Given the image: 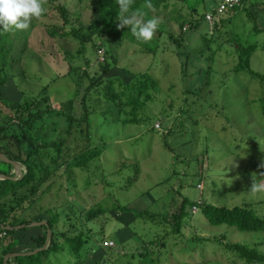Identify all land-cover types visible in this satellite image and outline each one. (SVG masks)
Instances as JSON below:
<instances>
[{"label":"rangeland","instance_id":"obj_1","mask_svg":"<svg viewBox=\"0 0 264 264\" xmlns=\"http://www.w3.org/2000/svg\"><path fill=\"white\" fill-rule=\"evenodd\" d=\"M221 1L167 0L164 8L160 5L159 8L148 9L145 5L134 12L136 18L141 21L155 18L158 27L163 24L165 31L162 36L165 32H171L175 38L180 37L177 33L178 22L185 19L184 27L190 29L184 33L181 51L185 53L191 51L192 55H196L199 53V48L205 47L198 54L199 56L189 63V67L199 68L200 73L197 78L199 76L202 79L211 78L208 84L211 95L206 98L214 107L209 108L207 114L214 115L213 109L216 108L218 113L229 116V121L232 123L230 125L221 116H214L209 120L203 119L207 114L203 115L201 112H204L208 106L203 102L198 111L200 113L197 112L198 118L201 119L198 125L191 129L189 122H186V130L183 131L176 125L181 118L177 117L171 134L165 138L162 135L164 129L160 121L163 122L166 117L178 116L177 107L183 104L182 90L186 87L188 79H194L189 75L181 78L176 47L174 45L169 48V40L162 41L161 35L157 33L149 42L137 40L129 26L117 27L121 14L116 19V28L111 35L97 36L96 32L100 30V26H97L94 0L54 1V4L64 2L68 8L70 25L65 26L66 30H70L73 26L79 27L81 35L91 34L85 41L84 48L81 41L72 34L66 39L49 37L45 24L53 20L48 16L36 21L32 20L27 29L16 30L19 35L14 37L15 44L10 51V57L8 56L12 62L10 61L5 69L7 80L1 86V97L4 99L21 102L26 98L29 102H35L44 89L51 106L64 110H70L69 107L75 108L80 104L79 98L81 99L83 95L81 91L77 98L73 97L82 70L93 76L95 71L99 70L96 60H103L102 52L105 50H108L112 56H117L115 66L105 78L112 75L115 78L117 75L119 80L127 84L130 78L135 77V73L137 75L146 73L157 82L153 89L147 88L150 99L145 102L133 106L127 105L118 113L109 114L106 111L103 115L99 111L91 113L92 134L88 142L83 135L80 139L79 133L67 137L64 132L67 121L64 115L57 111L49 115L46 113L48 110L44 111L41 118L37 119L30 128V132L39 142L51 143L64 140L66 146L63 149L69 150L70 154L80 151L85 147V143L92 150L104 144L99 156L90 160L86 167H74L69 170L72 173L69 191L65 189L66 184L59 190L70 201L72 211L77 210L75 212L77 218H74L77 226L82 230L87 228L92 230L91 234L85 236L87 243L84 247L91 246L93 249L103 240L114 239V244L110 248L101 247L100 250L104 254L99 258L100 260L90 264H241L233 261V255L224 252L219 245L204 244L201 241L196 244L188 238L194 234L208 236L224 233L226 238L242 243L260 240L261 244L258 247L264 250V233L251 234L234 227L208 224L199 209H190V218L182 225L179 234L166 232L169 229L166 225L168 214L176 210L182 196L195 200L204 199L225 207L264 198V179L257 181V184L251 180L264 170L262 167L264 80L250 78L240 73L237 76L233 74L239 54H242L241 49L235 47V39L243 46L259 45L250 56L249 63L255 70L264 73V49L260 47L264 42V34L253 33L244 12L237 11L227 18L223 22L224 27H221L232 32L233 43L229 40L223 41L226 40L223 36H216L218 39L207 41L211 42L213 51L212 54L210 53L213 59L207 61L205 56L210 48L206 47L205 38L215 37L211 35L214 21L209 23L203 16L207 12L214 13L217 3ZM43 2L48 5L47 0ZM250 10L255 14L258 26H264V0ZM131 13L133 12L129 11L125 15ZM188 13L190 16H187ZM227 16L228 13L221 18ZM55 20L57 21V18ZM189 23L192 27H188ZM217 34L218 32L213 30V35ZM96 43H101L99 49L94 46ZM144 47L153 52L145 53ZM191 54L189 56L192 59ZM207 65L213 67V72L210 70L203 74L202 71ZM228 76L231 81H223L220 85L222 78ZM81 80L84 82V87L89 84L87 78L83 77ZM105 85L106 83L103 86L99 85L97 90L94 87L85 95L86 98L90 95L89 102L99 100V110L109 106ZM123 86L124 84L119 85L117 82L113 84L116 90L123 89ZM121 99L124 101L125 97L122 96ZM141 99L140 95V101ZM5 114V112L0 113V123L8 118ZM138 114L145 115L146 119L134 123L125 122L126 119L131 116L137 117ZM156 123H159L158 128L155 126ZM192 133L196 136L193 141ZM203 135H206L210 149L209 157L201 163V161L196 162L195 157L202 149L200 144ZM165 141L167 147L164 146ZM253 146L257 149L254 150ZM239 152L240 156L237 155ZM253 157L255 161L252 160ZM0 166L5 170L7 164L0 161ZM205 168L212 173V176L211 173L209 175L213 177V184L205 177V172L202 175H195ZM231 172L243 174L244 180L238 178L233 181L228 178ZM62 180L65 182V178ZM56 188L55 185L54 189L49 191L50 194L56 192ZM43 200L46 203L49 197ZM115 203L129 208L125 214L116 217L112 212ZM45 207L48 205L45 204ZM53 207L48 208L53 212ZM69 208L70 206L66 210ZM91 208H101L103 212L90 220H85L83 213ZM144 210L150 214L154 212L156 215L154 220L149 219L150 215L144 218L134 214ZM56 224L53 225L54 229L59 227L60 230L67 229L66 223L59 221ZM41 228L42 225L39 224L15 230L14 237L16 232H22L25 236L12 242V249L15 252H20V249H28L24 252L33 250L34 248L31 247L35 243L29 235L40 232ZM165 232L166 234L163 235ZM150 238L155 241L159 238V242L162 238L166 242L164 245L158 243L159 247L153 248L151 260L141 259L135 251L143 245V241ZM68 251L69 245L61 243L58 251H51L47 256L40 254L30 260L23 257L20 260L27 261L28 264H73L76 261L75 255ZM89 252L87 250L84 252L86 257H81L79 260L81 264H89L87 260ZM81 254L83 255V252Z\"/></svg>","mask_w":264,"mask_h":264},{"label":"trees","instance_id":"obj_2","mask_svg":"<svg viewBox=\"0 0 264 264\" xmlns=\"http://www.w3.org/2000/svg\"><path fill=\"white\" fill-rule=\"evenodd\" d=\"M57 0H47L48 5H42L45 9L43 15L50 17L51 20L46 26V31L49 37L52 38H62L66 39L70 37L72 34L75 38H78L81 41V45L84 48L85 41L91 36V34L85 36L80 34V29L71 27L70 30H66L65 26L70 25V18L68 15V8L64 4V2H56ZM167 0H133L130 12H137L141 6H147L148 9H156L159 8L160 5L163 8L166 6L164 3ZM262 0H240L238 5L232 7L228 11L217 14L216 8L219 3H217L216 8L214 9V13L207 12L211 14V22L214 21V25L211 28V35L215 36L205 38L206 47L210 48L207 53L206 59L207 61H211L213 56L212 51V41L218 39L217 37L223 36L226 40L230 41L233 39L232 32L228 29L221 27L224 25L223 22L229 18L231 15L236 13L237 11H243L247 21L251 24V30L253 33H263L264 34V26H258L256 22L255 14L250 10L254 5L261 4ZM95 4V12L97 13V26H100V30L96 32V35L105 34L107 36L111 35L112 32L116 28V19L120 16V9L118 5V0H94ZM194 11L192 10L191 13ZM228 13L229 16L226 18H221L222 15ZM205 15V14H204ZM190 16V13L187 14ZM204 17V16H203ZM57 18V21L55 20ZM205 19V17H204ZM38 19H33L36 21ZM206 20V19H205ZM185 19L182 22H178V32L180 34L179 38H175L172 36L171 32H165V35L162 36L163 32V24L159 25V30L155 33L157 35H161L162 41L169 40L168 47L171 48L176 47L175 52L180 62V74L181 78H186L188 75L194 79H188L186 87L183 88L184 97L183 104L177 107L178 116L166 117L163 122L160 121L161 127L164 129L163 138L170 135L172 126H174V122L176 123L177 117H181L179 122L176 123L177 127L186 130L185 124L189 122V127L193 129L201 119L198 118V112L201 108L203 102H206L208 106L205 108L204 113H209V108L214 107L213 104L206 98L208 95H211L210 90H208V84L210 83V77L206 79H202L201 76L197 78L200 73L199 68H193V66L189 67V63L194 60L196 56H199L200 52L204 50L205 47L199 48V53L196 55H192L191 51H181V45H183L184 33L187 29L184 27ZM190 22V20H189ZM190 26V23L188 25ZM195 27V25L193 26ZM224 27V26H223ZM157 28V29H158ZM214 32H218L217 35H213ZM14 32V33H13ZM154 33V34H155ZM19 33L14 29L4 30L0 28V113L5 112L6 120L0 123V152H2L7 158L18 161L22 167V175L20 178L11 180V179H2L0 178V224L3 226H11L14 227L20 224H28L34 220H46V225H42L43 232L32 236L35 239V244L39 247L44 243L45 240V232L46 228L51 230L50 244L43 251H40L33 255L28 256H17L14 259L6 260H15L19 264H28L27 261H21V257L31 259L37 255H48L51 251H58L61 243H66L69 245V253L75 255L76 261L74 264H79V260L81 257H84L87 251H94L90 258L91 262H98L100 257H102L101 247L110 248L113 245L107 246L103 243L106 241H112L114 244V239L103 240L101 241L95 248L92 249L91 246H85L87 243L85 236L89 233L91 234V228H87L85 230L80 229L74 221L77 216L75 215L76 209L72 211L70 201L63 196V192L59 190L66 184V190L69 191V182L72 179V173L69 170L74 167L84 168L88 165V162L92 159H95L101 153L100 147H95L93 150L88 147L85 143V147L80 151L72 154L69 153V150L65 151L63 149L66 146V142L64 140L55 141V142H39L36 140L34 135L30 132V128H32L33 123L41 118L44 111H47V115L53 114L54 112H60V114L64 115L67 126L64 130L66 136H73L74 134H78L81 139V135L85 136V141L88 142L90 140L92 134V121L90 114L98 112L102 115L103 112H108L109 114L113 112H120L127 105H134L137 103L145 102L150 99V93L147 88L153 89L155 86L156 80H153L151 77L147 76L146 73L137 75L135 73V77L130 78L127 84L123 83L114 75L105 78V75L108 74L114 64L117 61V56H112L108 50L102 52L103 60H96L99 66V70L95 71L93 76H89L86 70H82V75L79 76V81L77 84V90L73 93V97L76 96L81 91L83 92L82 98H79V105L75 108L69 107L70 110L59 109L57 106H51V103H48L49 98L46 93V90H42L39 99L35 102H29L26 98L22 99V101H11L2 98L1 86L6 82V67L12 62L9 59L10 51L15 44V38ZM217 36V37H216ZM94 43V42H93ZM164 43V42H162ZM233 43V42H232ZM236 43V44H235ZM235 47L241 49L242 54H239L238 62L233 68L234 76H237L238 73L241 75H248L250 78H259L264 80V73H261L255 70L250 65V56L257 49L258 44L255 46L254 44L241 45L239 41L235 39ZM158 44V43H157ZM160 45H162L160 43ZM96 48L101 47V43L94 44ZM260 47L264 49V42L260 44ZM145 53H151V49L144 47ZM211 53V54H210ZM192 55V59L189 55ZM9 56V57H8ZM187 57V58H186ZM186 58V59H185ZM198 58V57H197ZM191 60V61H190ZM11 61V62H10ZM194 65V64H193ZM213 72V67L207 65L206 68L202 71L203 74H206L208 71ZM239 75V74H238ZM233 77L232 74L230 75ZM83 77L87 78L89 84L85 87L83 86ZM220 85L223 81H231L230 77L222 78ZM117 82V84H124V88L121 90H116L113 87V84ZM224 82V83H225ZM106 83L105 87L107 88L105 91V95L107 96V101L109 106L107 108H102L99 110V100L95 102H89V96L86 98V94L95 87V90L98 89L99 85ZM205 84V85H203ZM83 86V87H82ZM97 86V87H96ZM82 87V88H81ZM221 87V86H220ZM187 92V94H185ZM95 93V92H93ZM99 94V93H95ZM140 95L142 99L140 101ZM125 97V100L122 101L121 97ZM72 97V98H73ZM213 102H217L214 101ZM62 108V107H61ZM78 108V109H77ZM76 109V110H75ZM176 110V111H177ZM164 111V110H163ZM214 115H205L203 119L209 120L214 116H221L226 120L230 125V117L226 114L218 113L216 108L213 109ZM198 112V113H197ZM197 113V114H196ZM164 114H166L164 112ZM146 119L145 115L138 114L137 117H130L126 119L125 122H139ZM175 125V126H176ZM193 135V133H192ZM196 136H192V141ZM256 139V137H255ZM254 139V140H255ZM201 147L198 155H196V162L206 160L208 158L209 153V143L207 142L206 135L202 136ZM164 146H168L167 142H164ZM254 150L257 148L255 146ZM240 152L237 154L240 156ZM47 157V158H45ZM46 159V160H45ZM45 160V161H44ZM255 161L254 157L252 158ZM11 166L10 164H8ZM121 167V166H120ZM264 169V163L262 164ZM205 172V177L208 178V181L213 184V177H210L209 173H211L207 168L200 170L195 174L196 176L202 175ZM9 176H13L12 173L8 174L5 172H1ZM221 175H223L221 173ZM243 174H234L231 172L228 175L230 179H243ZM212 176V173H211ZM63 178H65V182H63ZM264 179V170H261L260 173L256 174V178H251L253 183L257 184V181H261ZM58 180V181H57ZM45 184L43 188L42 185ZM57 183V184H56ZM57 186L56 192L50 194L49 191L54 189V186ZM66 191V192H67ZM49 197L48 202L44 203L43 199ZM45 204L50 207V209L54 205V211L50 210L48 207H45ZM65 205V207H62ZM69 210H66V208ZM195 206L196 210L202 214L204 221L211 225H225L228 227H234L235 229L246 232V233H264V198L258 199L252 202H243L241 205H235L232 207L225 206H217L209 201L204 199H190L187 196H182L181 203L176 207V210H173L168 214V218L166 219V225L169 226L168 231L171 234L177 235L180 233L182 225L188 221L190 218L189 214L190 209ZM129 207L126 205H114V209L112 208V212L119 214L120 212H125ZM258 208V209H257ZM60 209V210H59ZM69 211V212H68ZM103 210L101 208H91L87 209L84 214L85 220H90L93 217L101 214ZM130 212V211H129ZM44 213H46L44 215ZM81 213V212H80ZM48 214V215H47ZM135 214V213H134ZM82 215V214H81ZM135 215L154 220L156 217L155 213L151 214L147 212V210L137 212ZM166 215L164 216V219ZM72 219V220H71ZM66 223L67 229L60 230L54 229L53 225L56 223ZM57 225V224H56ZM24 228H27L25 226ZM4 231L5 235L0 238V264L3 263V257L12 252V242L14 240V231L15 229L5 230L0 227V232ZM166 232L163 234L165 235ZM162 235V237H163ZM192 239L194 242L201 241L204 244L214 243L219 245L224 252L231 253L233 255V261L240 262L241 264H264V250H261L258 245L261 244L260 240H256L250 243H242L240 241H233L225 237L224 233H218L214 235L208 236H199L192 235L188 237ZM159 238L157 241L155 239H148L147 241L142 242V246L136 249V253L140 255L141 259L149 258L152 259L151 253L153 248H158V243L164 245L166 242L161 238V242H159ZM183 242V241H182ZM174 243V242H172ZM184 244V242H183ZM182 244V245H183ZM195 246V245H194ZM83 252V255L81 254ZM86 257V256H85Z\"/></svg>","mask_w":264,"mask_h":264},{"label":"clouds","instance_id":"obj_3","mask_svg":"<svg viewBox=\"0 0 264 264\" xmlns=\"http://www.w3.org/2000/svg\"><path fill=\"white\" fill-rule=\"evenodd\" d=\"M133 0H118L121 16L118 28L129 26L133 36L141 42L152 40L158 24L155 18L141 21L129 13ZM45 9L42 0H0V28L24 30L33 19H40Z\"/></svg>","mask_w":264,"mask_h":264},{"label":"water","instance_id":"obj_4","mask_svg":"<svg viewBox=\"0 0 264 264\" xmlns=\"http://www.w3.org/2000/svg\"><path fill=\"white\" fill-rule=\"evenodd\" d=\"M0 161L4 162V163H7V164H10L12 167L14 168H18V171L17 173H15L13 176H9V175H6L4 173H0V178L2 179H11V180H14V179H17V178H20L21 175H22V169H21V165L18 161H14V160H11L9 158H7L2 152H0ZM38 224H47L45 220H41V221H32L28 224H20V225H16L14 227H11V226H3L0 224V227L2 229H5V230H11V229H20V228H24L25 226H34V225H38ZM50 237H51V230L49 228H46V233H45V240H44V243L42 244V246L40 247H37V248H34L33 250L31 251H27V252H10L8 254H6L4 257H3V263L4 264H19V263H11V262H6V260L8 259H11L13 257H17V256H28V255H33V254H36L40 251H43L45 248L48 247V245L50 244Z\"/></svg>","mask_w":264,"mask_h":264},{"label":"crops","instance_id":"obj_5","mask_svg":"<svg viewBox=\"0 0 264 264\" xmlns=\"http://www.w3.org/2000/svg\"><path fill=\"white\" fill-rule=\"evenodd\" d=\"M4 163V162H3ZM5 164H7V163H5ZM21 169H22V167H21ZM0 170H1V172H5V173H8V174H11L12 173V175H14L15 173H17V171H18V168H14V167H12V166H9L8 164H7V166H6V168H5V170L4 169H2L1 168V166H0ZM152 200V199H151ZM123 214H125V212H120L119 214H117V216L116 217H120V216H122ZM136 214V213H135ZM42 220H44V219H42ZM34 221H40V220H34ZM39 225V224H38ZM40 225H44V224H40ZM59 225V224H58ZM34 226H36V225H34ZM28 227H30V226H28ZM31 227H33V226H31ZM60 228V227H59ZM15 230H17V229H15ZM43 228H41V231L40 232H36L35 234H33V235H29L30 237H31V239L33 240V242L35 243L36 241H35V239H33V237L32 236H36V235H38V234H40V233H42L43 231ZM46 233V232H45ZM25 236V234L24 233H22V232H16V235H15V237H14V240H13V242H16V240H20V239H22L23 237ZM42 246V245H41ZM38 246L35 244L33 247H31V249L32 248H37ZM40 247V246H39ZM25 250H28V249H20L19 251L20 252H24ZM12 252H15V250H12ZM94 252V251H93ZM93 252H89V254L90 255H88L89 257V259H87L88 260V263L90 264L91 263V260H90V258H91V256H92V253ZM44 256H47V255H44ZM75 258V257H74ZM11 259H14V257L13 258H11ZM7 262V261H6ZM9 262H13V263H18L17 261H15V260H9ZM74 264V263H73ZM79 264H81L80 262H79Z\"/></svg>","mask_w":264,"mask_h":264},{"label":"built area","instance_id":"obj_6","mask_svg":"<svg viewBox=\"0 0 264 264\" xmlns=\"http://www.w3.org/2000/svg\"><path fill=\"white\" fill-rule=\"evenodd\" d=\"M240 2V0H222L217 8H216V13L217 14H220V13H223L225 11H228L229 9H231L232 7L238 5V3ZM205 19L207 21H211V14L209 13H206L204 15ZM155 126L158 128L159 127V123H156ZM193 210L196 209L195 206L192 207ZM5 235V232L4 231H1L0 232V238H2L3 236ZM104 245H107V246H110V245H113V242L112 241H107V242H104L103 243Z\"/></svg>","mask_w":264,"mask_h":264}]
</instances>
